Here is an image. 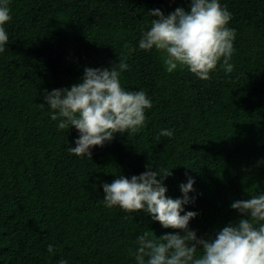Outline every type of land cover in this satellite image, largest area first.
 Listing matches in <instances>:
<instances>
[{"label": "trees", "instance_id": "trees-1", "mask_svg": "<svg viewBox=\"0 0 264 264\" xmlns=\"http://www.w3.org/2000/svg\"><path fill=\"white\" fill-rule=\"evenodd\" d=\"M190 2L8 0L9 40L0 53V264H137L130 251L144 232L183 235L145 211L105 206V183L147 166L171 171L162 181L168 198L183 199L180 185L194 180L183 207L198 213L189 223L198 238L213 239L238 222L233 202L264 194V0H219L236 32L233 71L226 74L221 60L207 81L186 67L169 73L160 52L139 48L157 18L149 10L167 16L190 10ZM125 57L121 86L152 101L145 126L93 147L91 158L72 154L79 133L58 128L46 93L82 82L85 68L119 70Z\"/></svg>", "mask_w": 264, "mask_h": 264}, {"label": "clouds", "instance_id": "clouds-1", "mask_svg": "<svg viewBox=\"0 0 264 264\" xmlns=\"http://www.w3.org/2000/svg\"><path fill=\"white\" fill-rule=\"evenodd\" d=\"M149 13L157 18L142 34L139 48L160 52L169 73L186 67L207 81L221 60L220 67L226 74L233 71L229 61L236 32L227 27L232 14L219 0H191L190 10L178 7L167 16L159 9ZM11 20L8 0H0V53L8 44L5 25ZM125 60L120 59L119 70L85 68L82 82L46 93L44 99L53 110L51 119L60 120L58 128L74 127L79 133L76 146L68 149L72 154L91 158L93 147H103L117 133L135 134L145 126V110L152 108V101L143 90L127 91L121 86V72L129 67ZM159 135L170 138L173 130H162ZM147 167L138 176H119L105 183V206H118L128 213L145 211L163 228L179 230L183 235L157 238L144 232L137 237L136 251H130L137 264H264V194L233 202L231 208L241 217L238 222L223 227L213 239L198 238L189 228L198 213L185 212L183 207L190 202L188 193L193 190L194 180L189 177L186 184L180 185L183 199L168 198L162 181L171 171L160 175L158 169ZM52 251L50 244L48 252Z\"/></svg>", "mask_w": 264, "mask_h": 264}]
</instances>
